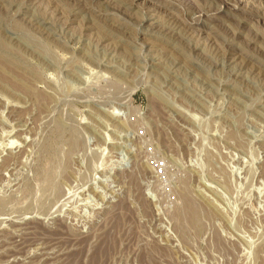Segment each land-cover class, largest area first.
I'll return each mask as SVG.
<instances>
[{"label": "rangeland", "instance_id": "rangeland-1", "mask_svg": "<svg viewBox=\"0 0 264 264\" xmlns=\"http://www.w3.org/2000/svg\"><path fill=\"white\" fill-rule=\"evenodd\" d=\"M0 264H264V0H0Z\"/></svg>", "mask_w": 264, "mask_h": 264}]
</instances>
